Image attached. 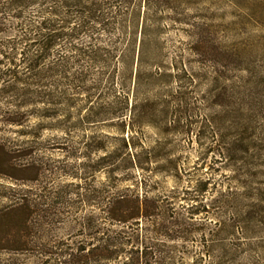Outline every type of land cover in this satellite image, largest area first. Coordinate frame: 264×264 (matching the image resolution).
I'll return each mask as SVG.
<instances>
[{"label":"rangeland","instance_id":"rangeland-1","mask_svg":"<svg viewBox=\"0 0 264 264\" xmlns=\"http://www.w3.org/2000/svg\"><path fill=\"white\" fill-rule=\"evenodd\" d=\"M12 1L0 6V144L16 154V180L0 169V212L27 199L33 235L24 227L27 250L0 251V264H41L40 254L29 249L36 243L88 246L112 231H123L131 243L129 225L116 224L105 212L113 197H143L144 189L166 225L178 222L161 246L163 258L167 253L176 264H264V0H193L188 12L177 9L178 19L184 14L192 26L166 20L162 39L171 65L159 72L175 79L160 84L162 99H136L149 107L156 103L142 113L150 125L133 139L142 157L150 158L142 160L145 188L125 162L115 169L113 160L122 137H129L118 115L128 116L134 99L125 111L108 98L106 87L98 92L105 99L48 98L53 88L46 69L55 61L40 55L30 69L29 55L42 52L37 25L50 2L9 7ZM184 29H205L204 55L189 52L193 39ZM84 117L103 120L85 125L79 122ZM9 228L0 222V236Z\"/></svg>","mask_w":264,"mask_h":264},{"label":"trees","instance_id":"trees-1","mask_svg":"<svg viewBox=\"0 0 264 264\" xmlns=\"http://www.w3.org/2000/svg\"><path fill=\"white\" fill-rule=\"evenodd\" d=\"M24 1L29 2L26 5L35 3L34 0H13L8 5L10 7L14 2L22 5ZM46 1L50 2L49 7L43 8L40 11L43 15L40 16L47 17L37 25L39 29H43L38 37L41 41L39 49L42 52L38 55H29L33 57L29 68L33 69L38 65V56L52 55L50 57L55 63L46 69L51 70L50 84L53 89L46 94L50 99H105L102 92L98 93L104 87L109 89V99H117L119 110L127 111L129 99H134L130 114L118 115L119 124L123 130L127 126L129 137L128 139L122 137L123 145L114 154L113 160L115 169L125 162L126 168L136 172L131 176L145 188L148 186L147 180L143 175L140 176V173L145 170L142 162L150 158L142 157L133 139L140 138L142 129L150 125L142 113L155 110L156 103L149 107L151 103H139L136 99H162L164 94L158 89L160 84L175 79L170 78L172 76L170 74L159 72L160 68H168L171 65L166 61L168 45L162 39V34L166 29V20L173 24L178 22L187 26L193 25L184 19V14L180 19L177 14L179 8H183V12H188L193 0ZM3 2L6 0H0V6L4 5ZM170 12L172 15H169ZM186 30L184 29L185 35L189 38L191 34L193 39L189 52L193 56L204 55L208 43L206 33L203 34L205 29L195 33H188ZM184 50L188 52L187 48ZM180 60L178 63L182 65L183 59ZM31 77H34L33 73ZM149 86L154 88L150 90L152 94L142 93V90ZM102 120L84 117L79 122L86 125ZM56 123L61 129L63 120L58 119ZM168 124L171 125L170 121L165 122V126ZM159 142L157 140L155 144ZM139 146L143 151V146L141 144ZM2 155L0 169L13 180L16 177L12 173L16 168L12 159L16 161V154L1 143L0 157ZM6 161L9 164L7 166ZM206 184L204 181L199 191L204 190ZM145 193L144 189L143 197L135 193L132 197L117 195L110 199L105 212L106 217L116 224L129 225L132 238L129 244V241L123 240L124 237L121 235L123 231L111 230L112 235L99 237V242L90 243L88 246L36 243L29 249L40 254L41 264H176L167 253L164 259L160 249L167 238H173L175 234L173 227L178 222L174 220L173 223L176 224L166 225L164 214L158 209L155 211L154 200L151 201L150 197L148 199ZM222 194L225 196V193ZM30 206L31 203L27 199H18L10 206L4 205L2 213L0 212V222L4 225L6 221V225L11 228L2 229L4 233L0 236V251L27 250L24 240L27 236L33 235L31 230L33 223H30L33 211ZM22 211L25 214L21 217L18 212ZM26 226L29 228L25 233L27 236L21 231ZM142 231L143 241L140 239Z\"/></svg>","mask_w":264,"mask_h":264}]
</instances>
